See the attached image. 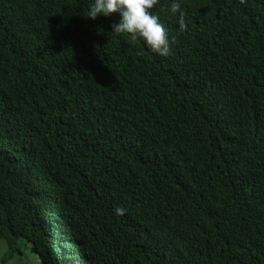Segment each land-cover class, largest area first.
I'll list each match as a JSON object with an SVG mask.
<instances>
[{
	"label": "trees",
	"instance_id": "16d2710c",
	"mask_svg": "<svg viewBox=\"0 0 264 264\" xmlns=\"http://www.w3.org/2000/svg\"><path fill=\"white\" fill-rule=\"evenodd\" d=\"M92 2L0 0V264H264V0Z\"/></svg>",
	"mask_w": 264,
	"mask_h": 264
},
{
	"label": "clouds",
	"instance_id": "9594fccd",
	"mask_svg": "<svg viewBox=\"0 0 264 264\" xmlns=\"http://www.w3.org/2000/svg\"><path fill=\"white\" fill-rule=\"evenodd\" d=\"M160 0H93L88 17L97 18L101 14L110 16L114 12L120 13V20L113 24L115 33L128 34L133 40L142 39L154 52L161 56L171 54V44L174 37H170L165 24L153 9L159 5ZM170 12L177 17L181 29L187 28L185 14L181 0H171ZM211 92H226L224 86H216ZM126 209L117 206L115 212L118 216L124 215Z\"/></svg>",
	"mask_w": 264,
	"mask_h": 264
},
{
	"label": "rangeland",
	"instance_id": "374dc122",
	"mask_svg": "<svg viewBox=\"0 0 264 264\" xmlns=\"http://www.w3.org/2000/svg\"><path fill=\"white\" fill-rule=\"evenodd\" d=\"M5 249H6V242L4 240H1L0 241V260H1L2 255L4 254ZM14 261L19 262L20 264H40L41 263L40 256H38L37 253H34L30 249H26L25 256H23L22 258H19V260L15 258Z\"/></svg>",
	"mask_w": 264,
	"mask_h": 264
}]
</instances>
